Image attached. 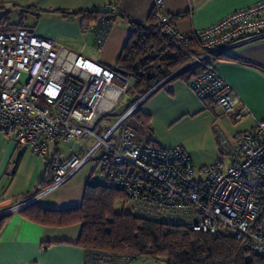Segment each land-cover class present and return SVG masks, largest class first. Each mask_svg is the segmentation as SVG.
Wrapping results in <instances>:
<instances>
[{
  "label": "built area",
  "instance_id": "built-area-1",
  "mask_svg": "<svg viewBox=\"0 0 264 264\" xmlns=\"http://www.w3.org/2000/svg\"><path fill=\"white\" fill-rule=\"evenodd\" d=\"M121 0L98 8L95 23H83L84 36L94 32L95 47L104 43L107 14ZM155 0L156 23L176 40L190 36L201 53L190 64L201 70L187 83L195 94L233 122L250 114L234 88L212 62L231 47L264 39V0L237 9L212 25L190 34L176 30ZM24 77L23 81H20ZM131 82L93 57L37 36L25 27L0 31V133L17 145L45 157L50 150L51 183L19 204L0 210L18 211L59 188L86 163L99 167L101 183L124 194L128 212L190 230L227 234L242 240L247 258L264 264V120L229 138L217 130L220 154L197 173L185 149L176 145H139L127 122L146 99L129 105L119 116L112 111ZM78 141L76 150L63 155L59 145ZM134 256L86 251V264H127Z\"/></svg>",
  "mask_w": 264,
  "mask_h": 264
},
{
  "label": "crops",
  "instance_id": "crops-1",
  "mask_svg": "<svg viewBox=\"0 0 264 264\" xmlns=\"http://www.w3.org/2000/svg\"><path fill=\"white\" fill-rule=\"evenodd\" d=\"M1 1L0 25H6L5 20L10 21L13 15L16 17V21H10L4 30L25 27L37 36L50 38L61 46L112 67L128 37L130 21H146L155 0H121L116 11L106 15L110 23L100 51L95 47L94 32L89 31L84 36L81 25L84 17L95 16L98 8L111 0ZM257 1L162 0V9L177 31L190 34ZM212 65L250 111L239 121L233 122L229 115L201 100L183 79H174L159 86L141 103L142 108L140 105V109L149 115L151 132H148V141L159 147H173L178 143L163 135V127L183 117L195 120L207 141L208 145L203 149H208L209 158L203 159V151L197 154L186 142L182 145L198 170L219 156L217 129L231 138L251 129L256 120H264V39L231 47ZM78 145L75 140L62 142L59 150L67 155ZM53 154V149L45 157L31 154L21 149L14 137L0 133V210L19 204L35 189L42 190L48 186ZM72 177L36 202L52 210L81 205L85 185L93 176L84 173L73 180ZM124 209L128 212L125 203ZM80 231L81 223L78 222L55 226L31 220L20 210L11 212L0 231V264H86V250L75 244Z\"/></svg>",
  "mask_w": 264,
  "mask_h": 264
},
{
  "label": "trees",
  "instance_id": "trees-1",
  "mask_svg": "<svg viewBox=\"0 0 264 264\" xmlns=\"http://www.w3.org/2000/svg\"><path fill=\"white\" fill-rule=\"evenodd\" d=\"M2 8L0 0V10ZM99 16L98 11L95 16L84 17L82 24L94 23ZM129 27L128 37L111 68L130 80L127 90L133 99L130 105L166 79L161 86L174 79L188 82L201 70L199 65L190 64L201 53L199 42L191 36L179 41L166 34L156 23L153 11L146 21L132 20ZM130 118L151 132L149 115L140 109V105ZM147 144L152 145L150 141ZM50 183L51 176L48 185ZM120 199L124 200L121 191L90 177L78 207L52 210L34 202L20 211L43 224L81 223L75 244L86 251L123 253L134 258L145 255L161 259L164 264H261L258 257L247 258L248 249L242 240L227 234L190 230L178 224L143 219L125 211L116 213L114 204ZM10 214L0 216V231Z\"/></svg>",
  "mask_w": 264,
  "mask_h": 264
},
{
  "label": "rangeland",
  "instance_id": "rangeland-1",
  "mask_svg": "<svg viewBox=\"0 0 264 264\" xmlns=\"http://www.w3.org/2000/svg\"><path fill=\"white\" fill-rule=\"evenodd\" d=\"M11 17V16H10ZM10 21H16L15 15H13L10 18ZM8 20L5 23L6 25L1 24L0 30H4L5 26H9L10 23ZM11 24V23H10ZM115 64V63H114ZM24 77H21L20 81H23ZM147 98V97H146ZM132 97L127 93L122 97L116 108L112 111L110 118H114L119 116L132 102ZM141 105V104H140ZM143 105V104H142ZM141 105V108H142ZM195 120H192V118L183 117L180 120L170 124L167 127H163L162 133L163 135L168 136V139H171L174 142H178L173 146L180 145L183 147V142H186L188 146L192 147L194 150H196V153L198 154L202 150L203 152L202 157L203 159H208L210 155L208 149H203L206 147L207 141L205 137L203 136L202 130L199 126H197L196 123H194ZM127 124L133 128L134 130V141L138 143L139 145H144L149 140V133L142 128L133 118H129ZM218 130V129H217ZM217 136V131H216ZM218 144V141H217ZM184 148V147H183ZM220 154V151H219ZM201 157V158H202ZM218 158V157H217ZM196 168V177L199 178L201 176V173L198 170V166H195ZM99 167H96V163L94 161H90L86 163L73 177L72 180L77 178V176L87 173L91 174L93 179L100 183L101 178L99 176ZM114 211L116 213H121L122 211H125L124 209V201L122 199L118 200L114 204ZM127 264H164V261L161 259H154L149 256L141 255L137 256L134 259L130 260Z\"/></svg>",
  "mask_w": 264,
  "mask_h": 264
},
{
  "label": "water",
  "instance_id": "water-1",
  "mask_svg": "<svg viewBox=\"0 0 264 264\" xmlns=\"http://www.w3.org/2000/svg\"><path fill=\"white\" fill-rule=\"evenodd\" d=\"M182 70V69H180ZM172 76V75H171ZM167 80V79H166ZM166 80L162 81L161 83H159L157 86H155L153 89H151L149 92H147L145 94V97H147L149 94H151L156 88H158L159 86H161L162 83H164ZM10 212H1L0 213V216H3V215H6V214H9Z\"/></svg>",
  "mask_w": 264,
  "mask_h": 264
}]
</instances>
